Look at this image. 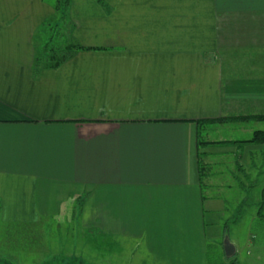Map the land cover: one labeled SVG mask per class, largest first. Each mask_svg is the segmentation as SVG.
<instances>
[{"label": "crops", "instance_id": "crops-1", "mask_svg": "<svg viewBox=\"0 0 264 264\" xmlns=\"http://www.w3.org/2000/svg\"><path fill=\"white\" fill-rule=\"evenodd\" d=\"M104 3L71 0L85 49L36 71L53 6L0 0V220L78 214L81 228L157 262L207 264L220 203L201 164L256 154L264 188V144L240 161L238 144L199 145L208 120L264 115V0Z\"/></svg>", "mask_w": 264, "mask_h": 264}, {"label": "rangeland", "instance_id": "rangeland-1", "mask_svg": "<svg viewBox=\"0 0 264 264\" xmlns=\"http://www.w3.org/2000/svg\"><path fill=\"white\" fill-rule=\"evenodd\" d=\"M48 1L53 6L56 0ZM53 16L54 13L50 18ZM47 29L42 28L43 31L37 33L36 41L43 43ZM259 127L264 129V122L248 120L223 126L209 123L199 129V136L209 141L243 140ZM261 160L263 158L255 154L251 161L239 164L241 168L237 169L235 156L215 154L204 163V192L220 203L212 206L215 209L212 218L221 231H216L208 244L210 253L218 256V264H230L224 250L226 237L237 246L234 245V255L239 264H264V218L258 215L262 186L257 181L259 170L262 172L261 167L258 170ZM77 216L62 214L36 226L0 220V264H166L155 261L144 246L81 228ZM224 223L225 237L222 235Z\"/></svg>", "mask_w": 264, "mask_h": 264}, {"label": "trees", "instance_id": "trees-1", "mask_svg": "<svg viewBox=\"0 0 264 264\" xmlns=\"http://www.w3.org/2000/svg\"><path fill=\"white\" fill-rule=\"evenodd\" d=\"M101 5L104 6V0H98ZM54 8V16L43 22L42 28H48L45 33V39L40 45V48L35 54L34 69L37 71L41 68H55L63 62L71 59L77 52L85 49L77 38L73 35V23L69 14V8L71 6V0H56L52 3ZM51 27V29H50ZM264 120V115H239L221 117L216 120H208L207 123L212 124H225V123H238L248 120ZM238 144L241 148H244L245 144H264V130H256L252 134L251 138L245 140H225V141H208L200 139L199 145L209 144ZM218 145V144H217ZM237 156V161H239ZM204 168V164H201ZM241 166L237 165V169ZM204 176L201 173V176ZM242 182V181H241ZM243 184V182L241 183ZM247 186L246 184H243ZM258 215L264 218V188L262 189V200L259 203ZM261 221V220H260ZM264 230V222L262 223ZM230 260V264H239L235 261V255L227 257ZM219 258L213 253H210V247L208 251L207 264H218Z\"/></svg>", "mask_w": 264, "mask_h": 264}, {"label": "water", "instance_id": "water-1", "mask_svg": "<svg viewBox=\"0 0 264 264\" xmlns=\"http://www.w3.org/2000/svg\"><path fill=\"white\" fill-rule=\"evenodd\" d=\"M224 250L227 257L233 256L236 251L235 246L230 242L228 237L225 238Z\"/></svg>", "mask_w": 264, "mask_h": 264}]
</instances>
